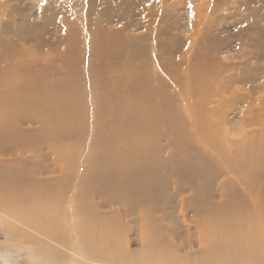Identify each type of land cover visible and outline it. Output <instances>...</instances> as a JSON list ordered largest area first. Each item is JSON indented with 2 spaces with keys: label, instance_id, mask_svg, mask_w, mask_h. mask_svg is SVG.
<instances>
[{
  "label": "bare ground",
  "instance_id": "1",
  "mask_svg": "<svg viewBox=\"0 0 264 264\" xmlns=\"http://www.w3.org/2000/svg\"><path fill=\"white\" fill-rule=\"evenodd\" d=\"M76 28L70 29L76 32ZM69 34L67 31L52 45L56 47L53 54L43 56L24 48L23 43L30 39L28 35L16 33L15 40L0 42L1 167L11 175L18 172L25 177L30 175L32 180L52 171L56 174L47 182L33 184L34 188L26 177L22 181L27 182L30 189L24 193L14 189L10 182L13 175L8 177L6 184L0 183V214L19 225L5 224L15 240L26 237L20 235L25 228L71 253L68 256L57 253L56 249L43 247L30 236L24 243L33 244L40 252L32 256L33 263L169 264L161 258L168 249V252L180 251L197 245L201 249L200 256H180L181 259L175 258L172 264H214L218 261L224 264H264V217H259L264 206V110L248 121V118L242 119L247 126L262 125L257 132L261 133L259 139L249 142L257 137L254 136L233 141L229 143V149L226 146L221 149L220 141H215L218 132H212L220 113L215 110L198 112L188 104L198 97L200 105H214L220 101L222 90L215 93L200 86L199 75L192 77L188 73L192 70L190 58H182L186 62L187 79L172 81L178 90L171 93L161 85L158 88L152 85L151 70H148V64L139 61L135 55L137 49L121 47L125 45L121 39L105 32L102 27L95 36H90V49L83 46L85 50H82L80 36L69 37ZM47 44L50 46L51 42ZM87 54L96 64L89 83L83 73ZM130 54H133L129 56L130 60L123 59ZM199 59L198 55L196 60ZM203 61L202 57L195 70H202L205 75L209 72L204 70ZM181 66L179 63V72ZM209 71L213 73V69ZM89 88L94 89L96 107L93 110L86 101ZM177 95L184 99L183 106L177 103ZM183 107L186 112L180 110ZM230 131L227 127L223 135ZM87 136H93V141L86 142ZM82 149L86 152L84 156ZM101 151L108 157L98 159ZM210 153L217 154V158L210 157ZM205 162L212 166L211 169L204 166ZM81 163H86L85 168L72 175ZM178 167L182 171L207 170V173L201 172L202 176L221 181L222 195L218 197L230 203L214 207L209 204V198L205 199V211L209 215L203 214L195 223L197 240L193 236L175 246L174 250L167 245L173 243L166 236L169 233L166 230L161 232L163 226H157L162 221L174 227V221L164 208L139 210L118 192L120 187L117 185L102 191L107 192L106 195L95 196L108 176L114 184H123L125 176L135 181L137 176L143 178L148 174L162 188L160 192L157 190L161 199L168 195L166 189L171 190L173 184L176 185L173 192L180 197ZM70 179L78 183L70 196L69 206L64 207ZM232 182L243 189L242 196L226 192ZM46 188L50 193L44 195L41 189ZM199 191L206 196L204 190ZM40 194L44 195L43 201L38 200ZM170 197L175 199V196ZM96 199L99 202L97 207L91 202ZM247 199L253 202L251 207H247ZM111 206L124 214L118 211L101 213ZM174 234L175 240L180 239L179 231ZM139 239L145 250L137 258L130 259L133 255L127 254V247L138 244ZM216 240L220 242L215 247L217 250H213L210 246ZM46 247L49 250H45ZM163 247L167 249L163 250ZM219 248L222 252H218ZM158 249L163 254L157 252ZM204 250L205 255L201 254ZM209 250L213 251L211 256ZM223 250L227 252L226 256H223L226 254ZM120 251L127 255L118 257Z\"/></svg>",
  "mask_w": 264,
  "mask_h": 264
},
{
  "label": "rangeland",
  "instance_id": "2",
  "mask_svg": "<svg viewBox=\"0 0 264 264\" xmlns=\"http://www.w3.org/2000/svg\"><path fill=\"white\" fill-rule=\"evenodd\" d=\"M75 26L77 27L76 32L70 29L75 28ZM99 27H102L105 32L112 33L118 40L121 39V43L125 44L121 47L127 50L137 49L138 53L135 55H137L139 61L148 64V70H151L152 85L157 88L161 85L171 93L178 90L172 81L177 78L187 79L186 71L184 70L186 62L182 58L187 60L190 58L189 67L191 66L192 70L188 71V73L192 77L199 75V85L208 90L216 91L215 93L218 90H222L220 101L217 100L214 105L202 106L197 101L198 97L188 104L198 112L215 110V113H220L217 121L213 123L212 132H218L220 138H216L217 140L215 141H220L218 144L221 149H229V143L233 141L251 139L254 136L257 137H254L249 142L259 139L258 137H260L259 134L261 133L257 132L262 129V125H259V123L252 127L247 126L243 120L248 118L246 119L248 121L250 120L249 118L254 115L257 116V114L261 113V110H264V0H46V2L45 0H0V42L15 40L13 37L16 33L28 35L30 39L25 44L23 43V46L28 51L38 54V56L53 54L56 47L52 45L56 41L61 40L67 31L70 33L69 37L80 36L79 39H82L80 42L82 50H85L83 46H87L86 48L90 49L89 41H92L91 37L96 35L95 33L99 31ZM125 39L132 42L129 43ZM49 42H51V45L47 46ZM88 43L89 45H85ZM209 50L210 54H207ZM89 55L87 54L85 57L87 66L83 69L86 83H89L90 76L93 77V68L96 66V64H93V58ZM132 55H127L123 59L128 61L130 60L129 56ZM198 55L200 59L203 57L204 61L202 64L206 67L204 70L209 72L205 75H202V70H195L197 63L200 62V59L199 61H197L198 59L196 60ZM179 63L182 65L180 72ZM163 68L164 70H162ZM207 69H213V73ZM93 95L94 89L89 88L86 101L89 109L91 108L92 110L96 107ZM177 96V98L175 97L177 103L184 105V99L180 95ZM223 98L224 100H222ZM180 110L186 112L184 111L185 107L180 108ZM255 110L257 112L254 114ZM90 117L93 120V115ZM227 127L231 131L223 135V131L227 130ZM239 133H241V136ZM85 139L86 142H91L94 138L93 136L89 138L87 136ZM81 154L84 156L86 152L82 149ZM213 156L217 158V154L210 153V157ZM97 157L98 159H105L108 154L101 151ZM205 157L209 158V155ZM77 166L72 175L83 170L86 163H81ZM204 166L210 169L212 167L206 162ZM202 171L207 173V170H201L200 172L192 170L182 171L178 167L179 189H182L180 197L175 195L176 185L172 183L171 190L166 189L168 195L161 199L157 193L162 188H159L160 186L148 174L143 178L137 176L135 181H131L129 177L125 176L122 180L123 184L118 182L114 184L109 178L110 176H108L106 177L108 179L102 181V186L99 187L100 193L95 196L106 195L107 192L103 193L102 191H107L112 186L117 185L120 187L118 192L123 197H127L130 202L134 203L135 208L138 207L139 210L145 208L146 210L154 211L161 209V207L164 208L166 210L164 212H167L166 214L174 221V227L171 228L170 223H163L162 221L157 226H163L161 232L166 230L169 233L166 236L170 237V241L173 243L167 245L172 246L174 250L175 246L178 247L193 236H195L194 240H197L196 235L198 233L195 223L203 214L209 215L205 211V199L209 198L207 199L209 204L214 205V207L222 203L223 205L230 203L229 200V202H224L218 197L222 195L220 194L221 188L219 186L221 181H211L212 179L209 180L205 176L203 177ZM167 172L170 177V166ZM0 173V183L6 184L7 180L13 175V179L10 182L13 183L14 189L22 193L29 190L30 186L33 187V184H39L42 181L47 182V180L56 175L55 171L48 175H38L35 177L37 181L32 180L30 175L26 176L30 181V186H28L27 182L22 181L26 178L23 173L18 172L11 175L4 171L1 164ZM77 183V180L72 181L70 179V185L68 184V189L66 188L68 198L64 200V207L69 206L68 204L71 202L70 196L75 191ZM234 184L237 183L232 182L226 192L230 191L233 196H238V194L242 196L241 191L243 189L238 184L237 186H234ZM201 189L204 190L205 197L200 193L199 190ZM41 192L44 195L50 193L48 188L41 189ZM212 194H215V196ZM44 195L40 194L38 200L43 201ZM171 195L175 196V199L171 198ZM209 195L211 196L208 197ZM245 201L248 205L247 207L253 205L250 199ZM91 202L96 207L99 204L97 199ZM114 211L123 213L114 206L109 207V210H102L101 213L107 214ZM262 212L261 216L259 215L261 218L264 217V206ZM6 223L15 224V226L19 227L14 220L0 214V264H34L32 256L38 254L39 249L33 244L29 245V242L24 243L25 239L30 236H33L34 240L43 247L45 245L51 247V249H56L57 253H65L67 256L71 255L70 252L57 246L56 243H48L39 233L25 230L23 227H20L24 231L20 235L26 237L15 240L7 231ZM177 231H179L178 237L180 239L176 238L175 240L174 233ZM121 242L119 241L118 243ZM219 242L217 240L213 241L210 247L213 250H217L215 247L218 246ZM122 244L124 245V242ZM47 247L45 250H49ZM127 248V254L135 256H130V259L137 258L136 256L145 250L140 239L138 244ZM164 248L162 249H167ZM168 250L164 254L161 249H158L157 252L165 255L161 258L169 264H172V260L175 258L181 259L180 256H200L199 252L201 251L197 245L180 251L168 252ZM150 252H153V250H150ZM218 252H222L221 249ZM119 253L118 257L127 255L122 253V251ZM167 253L168 256H166ZM212 253L213 251L209 250V256ZM223 253H226L223 256L227 255L225 250H223ZM201 254L205 255V250ZM29 255L31 258H29ZM219 263L218 261L214 264ZM189 264H195V262Z\"/></svg>",
  "mask_w": 264,
  "mask_h": 264
},
{
  "label": "snow or ice",
  "instance_id": "3",
  "mask_svg": "<svg viewBox=\"0 0 264 264\" xmlns=\"http://www.w3.org/2000/svg\"><path fill=\"white\" fill-rule=\"evenodd\" d=\"M45 2H46V0H45Z\"/></svg>",
  "mask_w": 264,
  "mask_h": 264
}]
</instances>
